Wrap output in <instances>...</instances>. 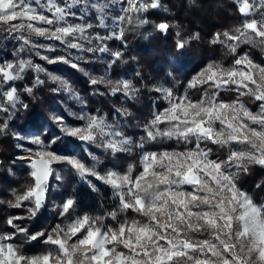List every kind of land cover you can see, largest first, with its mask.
<instances>
[{
    "label": "snow or ice",
    "instance_id": "obj_1",
    "mask_svg": "<svg viewBox=\"0 0 264 264\" xmlns=\"http://www.w3.org/2000/svg\"><path fill=\"white\" fill-rule=\"evenodd\" d=\"M236 2L245 17L242 24L232 32L217 33L212 41L236 57L233 65L209 63L189 83L193 88L207 85L195 100L187 93L175 95L170 88L156 89L168 106L154 112L136 147L166 141L175 142L176 147L143 152L142 171L135 176L132 166L123 173L108 170L101 175L97 170L99 158L91 152H87L91 165L81 157L58 154L52 146L61 139L59 135L31 139L36 148H28L29 155L23 158L32 169L33 183L15 196L13 207H26L34 217L45 204L48 180L55 171L52 165L67 163L81 177L94 176L109 185L118 208L106 216L84 215L64 226L57 225L45 239L54 247L33 256L20 251L17 235L35 241L44 233H28L26 227L16 223L22 217H10L7 223L14 231L0 233V264H264V203L254 202L238 186L240 174L247 173L250 166L264 167V66L247 54L237 55L240 44L264 45V0ZM117 5L119 11L112 15ZM159 6L160 0H0V25L8 33L17 34L21 51L25 45L56 51L54 45L33 42V35L59 42L65 55H44L41 59L79 68L77 61L84 60L83 54L107 52L104 41L123 39L125 24H146L142 14ZM89 14L100 28H107L111 17L113 31L105 36L93 33L94 25L85 22ZM156 27L166 32L170 26L159 23ZM185 44L178 41L177 49ZM112 55L119 59L122 54L116 51ZM28 69L47 71L24 59L0 66V87L8 85L2 92L8 106L0 104V112L9 113L17 105L27 108L11 83L22 79ZM48 75L59 87L72 92L66 81ZM36 83L43 84L44 80L37 76ZM91 83H106L113 95L131 97L138 91L127 80L113 82L101 77ZM25 91L31 94L32 88ZM222 92L237 95L225 101ZM245 96L258 102L256 111L241 100ZM42 119L37 117L38 121ZM78 119L87 121L84 127L70 126L62 116H52L65 137L95 143L113 155L132 150L133 141L117 125L99 116L80 115ZM38 127L43 131V125ZM4 129L7 124H0V131ZM208 144L226 149V157L213 159ZM60 178L57 174L56 179ZM73 206L72 199L66 200L60 214L68 213ZM129 212L136 215L129 216ZM108 218L115 226L104 223Z\"/></svg>",
    "mask_w": 264,
    "mask_h": 264
},
{
    "label": "trees",
    "instance_id": "obj_2",
    "mask_svg": "<svg viewBox=\"0 0 264 264\" xmlns=\"http://www.w3.org/2000/svg\"><path fill=\"white\" fill-rule=\"evenodd\" d=\"M119 7L117 5L111 14L115 15ZM238 9L239 5L235 0H160L158 8L148 9L142 14L148 21L146 24H125L123 39L113 37L104 41L108 47L107 52L83 54L84 60L77 61L79 68H72L64 63L49 64L41 59L43 55L40 48L34 49L25 45L21 51L22 42L17 34L8 33L0 25V66L24 59L47 70L35 72L28 69L23 73L22 79L11 83L27 108L17 105L9 113L0 112V124H7V129L0 131V233L14 231L7 223L10 217H22L16 223L26 227L28 233L43 232L44 236L32 241L18 234L15 242L24 255H39L54 247L45 243V239L57 225L64 226L71 219L84 215L106 216L108 212L116 210L118 199L114 197L113 189L109 185L94 176L81 177L67 163H54L52 167L55 178L58 173L61 177L63 197L74 201V206L68 213L60 214L59 205L61 206L63 200L59 202L52 193L47 194L44 206L34 217L29 215L26 207H13L15 196L24 192L26 185L33 183L28 160L21 159L20 156L29 154L26 151L28 148H36L30 142L33 137L41 135L46 139L59 135L61 139L52 146L58 154L75 155L91 165L93 161L87 155V152H91L99 158L97 170L101 175L108 170L123 173L132 166L135 176L142 170L143 152H159L176 147L172 141L145 142L144 148L136 147L145 135L144 125L153 118L154 112L162 111L168 106L156 89L170 88L175 95L187 93L195 100L207 85L193 88L189 87V83L209 63L216 62L231 67L236 57L224 46L213 44L212 41L217 33L232 32L242 24L245 17ZM90 19L94 21V28L101 36L109 35L113 30L111 17L107 28L96 26L97 21L91 14L87 20ZM159 23H167L170 27L166 32L161 31L156 27ZM180 40L186 41L183 49H177V42ZM116 51L122 54L119 59L112 55ZM38 52L40 55H37ZM44 54L56 56L65 55L66 52L60 45L55 52L44 51ZM244 54L264 66V45L240 44L237 55ZM49 73L64 79L71 86L72 92L59 87L58 82L49 78ZM37 76L44 80L43 84L36 83ZM101 77L105 81H131L138 91L131 97L122 93L113 95L106 83H91L92 79L99 80ZM26 88H32L31 94L25 91ZM3 90L4 86L0 87V104L8 106L2 96ZM236 95L234 92L221 93L225 101L235 99ZM241 100L252 111L257 110L258 102L247 96L241 97ZM54 115L62 116L65 123L74 127L85 126L87 121L78 119L80 115L102 117L123 130L133 141L132 150L113 155L95 143L65 137L60 133L57 123L52 120ZM37 117L43 119L38 121ZM38 124L43 125V131ZM180 147L183 148V145ZM207 147L212 148L213 159H224L227 155L226 149L212 144ZM57 186L59 189V185ZM238 186L254 202L264 203V167L250 166L247 173L240 174ZM133 215L136 214L129 212V216ZM119 218L122 219L123 214ZM104 223L115 226L110 218Z\"/></svg>",
    "mask_w": 264,
    "mask_h": 264
},
{
    "label": "rangeland",
    "instance_id": "obj_3",
    "mask_svg": "<svg viewBox=\"0 0 264 264\" xmlns=\"http://www.w3.org/2000/svg\"><path fill=\"white\" fill-rule=\"evenodd\" d=\"M236 1V0H235ZM85 22H90V23H92L93 25H94V21L93 20H86ZM93 33H97L96 32V30H95V28L93 27V29L91 30ZM113 30H111L110 32H112ZM31 39L33 40V42H35V43H37V44H41V45H54L55 47H56V49H57V47H59L60 46V44H59V42H57V41H49V40H46V39H44V38H42V37H36L35 35H33L32 37H31ZM44 51H46L45 49H43V48H40V52H41V54L44 56L45 54H44ZM75 51H73V54L75 55ZM255 62V61H254ZM256 64H258L257 62H255ZM260 65V64H259ZM2 66V65H1ZM262 66V65H261ZM55 76H57V75H55ZM59 77V76H58ZM62 79V78H61ZM62 80H64V79H62ZM65 81V80H64ZM11 87H12V85H11ZM8 88V85H4V90H6ZM3 90V91H4ZM29 154H24V155H22V156H20V158L21 159H26V158H23V157H27ZM142 171V170H141ZM59 172V171H58ZM59 174V173H58ZM104 173H102V175H103ZM61 178L59 179V180H57L56 178H55V174H54V172H53V175H52V178H51V181L48 183V190H47V192H46V194H45V200H46V197H47V194L48 193H52L53 194V196H55L56 195V199L58 198L59 199V202H61V200H63L62 201V203H61V205H63V203L66 201V200H68L67 198L65 199L64 197H63V194H64V192H63V188L61 187ZM60 183V184H59ZM57 185H59V189H58V186ZM50 191V192H49ZM59 209L61 210V207H60V205H59Z\"/></svg>",
    "mask_w": 264,
    "mask_h": 264
},
{
    "label": "water",
    "instance_id": "obj_4",
    "mask_svg": "<svg viewBox=\"0 0 264 264\" xmlns=\"http://www.w3.org/2000/svg\"><path fill=\"white\" fill-rule=\"evenodd\" d=\"M51 178H52V176H51V177H49L48 183L51 181Z\"/></svg>",
    "mask_w": 264,
    "mask_h": 264
}]
</instances>
